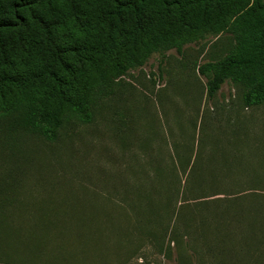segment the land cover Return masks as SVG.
Returning a JSON list of instances; mask_svg holds the SVG:
<instances>
[{"label":"rangeland","instance_id":"obj_1","mask_svg":"<svg viewBox=\"0 0 264 264\" xmlns=\"http://www.w3.org/2000/svg\"><path fill=\"white\" fill-rule=\"evenodd\" d=\"M229 43L152 54L54 142L0 119V264H264V104L198 70Z\"/></svg>","mask_w":264,"mask_h":264},{"label":"trees","instance_id":"obj_2","mask_svg":"<svg viewBox=\"0 0 264 264\" xmlns=\"http://www.w3.org/2000/svg\"><path fill=\"white\" fill-rule=\"evenodd\" d=\"M209 36L230 43L198 67L208 97L231 81L263 105L264 0H0V119L57 141L67 113L93 121L96 86Z\"/></svg>","mask_w":264,"mask_h":264}]
</instances>
